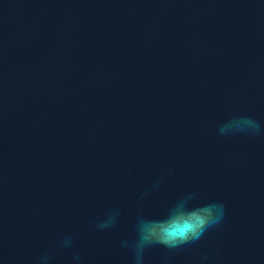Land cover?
<instances>
[{
	"label": "water",
	"instance_id": "water-1",
	"mask_svg": "<svg viewBox=\"0 0 264 264\" xmlns=\"http://www.w3.org/2000/svg\"><path fill=\"white\" fill-rule=\"evenodd\" d=\"M233 115L264 125V0H0V264H133L137 216L187 192L224 222L145 264H264V136Z\"/></svg>",
	"mask_w": 264,
	"mask_h": 264
},
{
	"label": "clouds",
	"instance_id": "clouds-1",
	"mask_svg": "<svg viewBox=\"0 0 264 264\" xmlns=\"http://www.w3.org/2000/svg\"><path fill=\"white\" fill-rule=\"evenodd\" d=\"M217 134L221 137H231L238 134L249 137L264 136V125L250 115H233L226 122L218 125ZM169 170L152 184L145 187L137 196V207L143 208L144 201L150 193L159 191L168 176ZM196 192H187L176 199L167 209L163 218L149 219L139 214L134 224L136 238L131 243L121 240L122 248H130L133 254V264H145V254L153 246L160 245L170 252L182 250L185 246L196 244L211 229L218 228L226 218L225 205L219 201H209L203 204H193ZM120 209H108L103 219L95 221L98 230L114 228L120 219ZM74 238L65 236L56 242L59 249H69L73 246ZM52 250H45L35 261V264H52ZM74 264H81L82 257L79 254L73 257Z\"/></svg>",
	"mask_w": 264,
	"mask_h": 264
}]
</instances>
